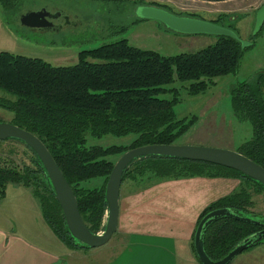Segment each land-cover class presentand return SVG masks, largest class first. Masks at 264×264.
<instances>
[{
  "label": "trees",
  "instance_id": "obj_1",
  "mask_svg": "<svg viewBox=\"0 0 264 264\" xmlns=\"http://www.w3.org/2000/svg\"><path fill=\"white\" fill-rule=\"evenodd\" d=\"M20 1L0 0V5L8 13L15 11ZM211 22L219 25L220 18ZM258 34L250 37L244 48L239 37L214 36V44L195 53L174 56L142 50L121 39L81 51L78 62L67 67L0 52V92L5 95L0 96V107L12 114L10 124L32 133L44 144L76 198L84 225L96 235L105 227V186L116 161L137 147L174 145L189 126L175 116L177 91L165 86L175 81L187 82L189 94L204 93L215 84L214 78L236 74L243 52ZM170 91L172 100L160 97ZM230 101L235 117L248 121L252 128L251 138L237 152L264 169V72L256 75L253 84L241 82L233 87ZM86 134L95 138H135L127 146L87 147ZM22 145L30 153L28 164L21 168L12 163L0 165V200L8 184L29 188L56 238L70 249H87L75 244L40 161L28 146ZM188 177L241 180L233 193L204 210L197 225L208 212L223 208L260 223L231 218L212 223L203 232L204 250L212 261L222 259L248 237H263L264 216L253 211V195L264 194V187L234 170L205 162L148 156L128 165L121 184L129 180L141 186L161 179ZM95 178L102 179L100 187L89 189L81 185Z\"/></svg>",
  "mask_w": 264,
  "mask_h": 264
},
{
  "label": "rangeland",
  "instance_id": "obj_2",
  "mask_svg": "<svg viewBox=\"0 0 264 264\" xmlns=\"http://www.w3.org/2000/svg\"><path fill=\"white\" fill-rule=\"evenodd\" d=\"M263 3L264 0H230L221 3L198 0H22L13 12L5 13L0 5V52L41 59L54 67H67L78 62L81 51L121 39H126L131 46L152 50L162 56L195 53L216 42L214 36L178 34L159 22L139 20L140 8L149 6L162 8L177 16L208 22L220 18V26L230 28L243 42L250 43L249 39L254 34L255 14ZM41 9L60 15L51 20L54 25L52 28H27L20 24L21 15ZM258 33L251 41L252 46L243 52L236 74L214 78L215 84L204 93L189 94L187 82L175 81L165 86L167 90L177 91V102L173 108L176 118L189 123L174 145L237 152L251 138L250 123L238 120L233 114L230 91L241 82L253 84L256 75L264 72V23ZM0 96L5 95L0 92ZM173 96L172 91L160 95L166 100H172ZM11 119L12 114L0 107V123H10ZM85 137L87 147L104 148L127 146L135 138L134 135L95 138L89 134ZM29 154L18 142L0 143V165L12 163L21 168L23 164H28ZM235 180L237 186L240 185L241 180ZM101 182V178H95L81 185L92 189L100 187ZM8 185H11L8 189H12L13 184ZM237 186L231 190L235 191ZM253 202V211L264 216V194L253 195ZM25 206L26 211L31 210L27 202ZM25 222L29 228L43 235L46 229L50 232L45 222L41 229L28 216ZM111 242L112 239L106 245ZM243 257L264 260V242L236 256V259ZM235 261L238 260L232 264Z\"/></svg>",
  "mask_w": 264,
  "mask_h": 264
},
{
  "label": "crops",
  "instance_id": "obj_3",
  "mask_svg": "<svg viewBox=\"0 0 264 264\" xmlns=\"http://www.w3.org/2000/svg\"><path fill=\"white\" fill-rule=\"evenodd\" d=\"M237 184L235 179L204 177L161 179L141 186L125 180L112 242L94 249H70L51 229L43 235L29 228L26 216L40 229L45 222L31 190L7 185L0 200V264H201L193 249L198 218ZM234 260L264 264L263 259L246 257H235L231 264Z\"/></svg>",
  "mask_w": 264,
  "mask_h": 264
},
{
  "label": "water",
  "instance_id": "obj_4",
  "mask_svg": "<svg viewBox=\"0 0 264 264\" xmlns=\"http://www.w3.org/2000/svg\"><path fill=\"white\" fill-rule=\"evenodd\" d=\"M59 14H50L45 9L29 12L20 16V24L27 28H52L53 23L48 18L56 19ZM139 17L163 24L168 30L184 35L227 36L236 39L237 35L228 28L216 25L202 19L174 15L156 7H141ZM264 23V3L255 14V36ZM248 42L241 41V47L248 46ZM16 141L28 146L37 156L45 172L49 186L55 200L62 210L68 232L76 245L87 249L99 248L105 245L116 232L119 215V192L122 174L134 160L160 156L187 161L205 162L239 172L264 187V169L243 156L242 154L225 149L207 148L199 146L179 145H147L125 152L114 164L105 186V200L107 213L105 227L99 234H92L84 225L77 208L76 198L57 167L44 144L32 133L10 123H0V141ZM231 218L248 224H260L251 218L240 216L229 209H216L208 212L198 223L193 237V248L201 264H230L231 261L256 243L264 242V235L259 239L248 237L238 243L225 257L212 261L204 250L203 232L215 221ZM264 234V231L261 232Z\"/></svg>",
  "mask_w": 264,
  "mask_h": 264
},
{
  "label": "flooded vegetation",
  "instance_id": "obj_5",
  "mask_svg": "<svg viewBox=\"0 0 264 264\" xmlns=\"http://www.w3.org/2000/svg\"><path fill=\"white\" fill-rule=\"evenodd\" d=\"M48 20H49V21H51V20H52V18H48ZM51 22H53V21H51ZM53 26H54V25H53Z\"/></svg>",
  "mask_w": 264,
  "mask_h": 264
}]
</instances>
